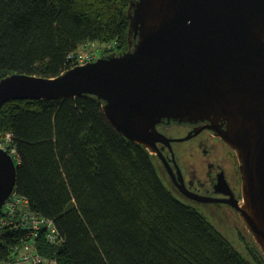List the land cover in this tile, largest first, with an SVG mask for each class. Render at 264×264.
<instances>
[{"label":"trees","instance_id":"1","mask_svg":"<svg viewBox=\"0 0 264 264\" xmlns=\"http://www.w3.org/2000/svg\"><path fill=\"white\" fill-rule=\"evenodd\" d=\"M129 3L0 0V80L60 76L72 66L68 54L85 42H115L110 48L123 54ZM3 133L17 147L15 190L64 239L58 248L40 245V255L57 264H250L203 215L177 201L149 152L114 130L93 97L6 103ZM7 257L0 246V261Z\"/></svg>","mask_w":264,"mask_h":264},{"label":"water","instance_id":"2","mask_svg":"<svg viewBox=\"0 0 264 264\" xmlns=\"http://www.w3.org/2000/svg\"><path fill=\"white\" fill-rule=\"evenodd\" d=\"M128 50L52 79L13 73L10 101L91 96L126 140L156 153L158 127L209 123L235 151L242 205L233 204L264 255V0H130ZM0 149V209L15 187Z\"/></svg>","mask_w":264,"mask_h":264},{"label":"flooded vegetation","instance_id":"3","mask_svg":"<svg viewBox=\"0 0 264 264\" xmlns=\"http://www.w3.org/2000/svg\"><path fill=\"white\" fill-rule=\"evenodd\" d=\"M208 125L159 126V133L167 142L156 144L159 155L155 160L178 202L192 209H211V220H218L227 212L239 216L231 208L233 204H243L239 162H235V151L210 129L198 130Z\"/></svg>","mask_w":264,"mask_h":264},{"label":"built area","instance_id":"4","mask_svg":"<svg viewBox=\"0 0 264 264\" xmlns=\"http://www.w3.org/2000/svg\"><path fill=\"white\" fill-rule=\"evenodd\" d=\"M99 51H102L100 47H96L95 51H87L83 47L81 52L71 53L72 59L76 61L73 64L72 59L68 58L72 63L71 68H74V66L83 67L85 64L91 63V61L95 60V54L99 53ZM74 53L77 54L74 56ZM0 148L11 150V153H15L12 151L9 142L0 144ZM0 212L2 213L0 216V246L7 248L11 254L17 250L20 251L21 260L24 261L20 264H57L56 258L53 256H42L36 249H32L26 243L23 244V247L16 244V241L22 239H26V241L34 240V242L42 239V243L48 247H60L64 239L52 219L44 218L38 213L30 211L28 201L16 192L6 201ZM15 223L16 225H14Z\"/></svg>","mask_w":264,"mask_h":264},{"label":"rangeland","instance_id":"5","mask_svg":"<svg viewBox=\"0 0 264 264\" xmlns=\"http://www.w3.org/2000/svg\"><path fill=\"white\" fill-rule=\"evenodd\" d=\"M106 45H110V46H108L109 48L112 46L115 49H117L115 42H106ZM97 46L101 47L102 45L96 41L85 42L83 45H81L78 48L77 51L81 52L83 50V47H85L87 51H95ZM127 50H128V48H127ZM95 55H97V56L101 55V57L104 56L103 51H99V53H96ZM72 57L73 56L69 53L68 58L72 59ZM73 61H74V59H72V63H73ZM72 63H71V65H72ZM79 67H81V66H79ZM70 69H74V68H70ZM72 99H75V98H72ZM20 101H25V100H20ZM10 102H15V101H10ZM10 102H7V103H10ZM7 142H9L12 151L15 153H11V150H5L3 148H0V149L4 150L11 158H13L14 165L17 166L19 163V158L17 157V152H16L17 147L15 146V143H14V136L9 134V133L0 134V144H2V143L6 144ZM147 151L149 152L150 160L153 163L155 172L158 173L159 178H161V181L164 183L166 188L170 189L169 183L167 182V179H166V176L164 175V172H162V169H161L158 161L155 160V156L157 154L152 153L149 150H147ZM233 154H234V151H233ZM234 158H235V162L238 164V160H237V157H235V154H234ZM13 190L14 191L12 192V194L14 192L17 193V190H15V187ZM12 194L5 200V203L12 196ZM171 194H173V193L171 192ZM18 195L21 196L20 194H18ZM173 196H174V194H173ZM21 197H23V196H21ZM24 199H26V198H24ZM4 204H3V206H4ZM2 207H1V209H2ZM28 207H29V203H28ZM231 208H232V211L234 212L235 208H233L232 206H231ZM1 209H0V211H1ZM194 209H196L195 211H197L199 214L203 215L211 225H214V227L219 231L220 235H223V237L226 238V240L229 242V244L231 246H233V248L235 250L239 251L241 256H243V258L247 262H250V264H264V255L261 252L259 245L256 244L252 234L249 233L248 229L245 227V224L241 221L240 215L238 216L237 214L234 215V213L227 212V213L223 214V216L221 218H218V220H215L214 219L215 217L212 218L214 220H211L208 217L209 216L208 211L211 209L206 208V207L200 208L197 206H194ZM39 215L42 216L41 214H39ZM42 217H44V216H42ZM44 218H46V217H44ZM14 225H16V223ZM42 242H43L42 239H41V241H38V242H34V240L33 241H30V240L26 241V239H22V240L16 241V244L23 247V244L26 243L29 246H31L32 249H36L37 252L39 253L40 249L38 246L44 245ZM21 258H22V256H21L20 251L17 250L15 253L13 252L12 254L8 251V257L6 258L5 261H0V264H20L21 262H24L23 260H21Z\"/></svg>","mask_w":264,"mask_h":264},{"label":"bare ground","instance_id":"6","mask_svg":"<svg viewBox=\"0 0 264 264\" xmlns=\"http://www.w3.org/2000/svg\"><path fill=\"white\" fill-rule=\"evenodd\" d=\"M97 47H99V46H97ZM100 48L103 51L104 56L110 55V54H115V55L117 54L116 50H114L112 48H109V47L104 48L102 46Z\"/></svg>","mask_w":264,"mask_h":264}]
</instances>
